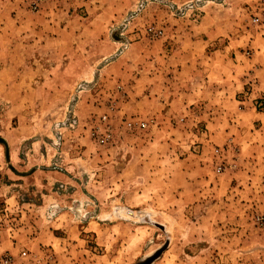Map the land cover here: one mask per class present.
<instances>
[{
	"label": "rangeland",
	"instance_id": "obj_1",
	"mask_svg": "<svg viewBox=\"0 0 264 264\" xmlns=\"http://www.w3.org/2000/svg\"><path fill=\"white\" fill-rule=\"evenodd\" d=\"M198 63L264 66V0H0V262L264 264L260 78L130 107V66Z\"/></svg>",
	"mask_w": 264,
	"mask_h": 264
},
{
	"label": "crops",
	"instance_id": "obj_2",
	"mask_svg": "<svg viewBox=\"0 0 264 264\" xmlns=\"http://www.w3.org/2000/svg\"><path fill=\"white\" fill-rule=\"evenodd\" d=\"M215 54L216 52L211 53V57L214 58ZM202 65L204 63H198V66H161L159 76L152 73L151 76H144V74L150 73V70L130 66L129 74L125 75L129 83L127 86L130 90V107L134 105L133 102H137V97L140 96L138 94L140 85L149 87L150 92L157 86L159 80L162 82V88H164L162 94L157 99L144 95V98L142 97L139 100L147 103L150 108L156 107L157 112L164 111L161 115L165 117L170 116L174 108H184L186 110L190 104L204 103V100L211 101L215 99L225 103L230 101L233 96L234 98L239 97L237 95L241 89L245 91L246 81L243 75L246 74H251L256 78L259 77L258 91L264 90V66H239L240 64L234 66ZM232 91H235L234 95ZM221 111V109L218 110V112ZM250 113L264 122V115L257 111L253 112L251 109ZM179 115L181 116V113L175 117L177 118ZM180 119L182 120L183 117Z\"/></svg>",
	"mask_w": 264,
	"mask_h": 264
},
{
	"label": "built area",
	"instance_id": "obj_3",
	"mask_svg": "<svg viewBox=\"0 0 264 264\" xmlns=\"http://www.w3.org/2000/svg\"><path fill=\"white\" fill-rule=\"evenodd\" d=\"M260 21V19L259 18H255L254 19V22H259ZM148 122L147 121H143V120H131L130 121V124H129V126H130V131H132V132H135V131H143V130H145V129H147L148 128ZM101 142H105L104 141V138H102L101 139ZM216 153L218 154L219 153V150H217L216 151ZM221 169H222V167L221 166H218V172L219 171H221ZM0 264H8V261L7 260H2L1 262H0Z\"/></svg>",
	"mask_w": 264,
	"mask_h": 264
},
{
	"label": "water",
	"instance_id": "obj_4",
	"mask_svg": "<svg viewBox=\"0 0 264 264\" xmlns=\"http://www.w3.org/2000/svg\"><path fill=\"white\" fill-rule=\"evenodd\" d=\"M0 143H3L4 145H6V146L8 147V145H7V143H6V141H5L4 139H0ZM161 253H162V250L156 252L155 257H153V258H149L146 262H144V263H142V264H150V263L153 262L155 259H157V258L161 255Z\"/></svg>",
	"mask_w": 264,
	"mask_h": 264
},
{
	"label": "bare ground",
	"instance_id": "obj_5",
	"mask_svg": "<svg viewBox=\"0 0 264 264\" xmlns=\"http://www.w3.org/2000/svg\"><path fill=\"white\" fill-rule=\"evenodd\" d=\"M155 255H156V253L151 258L155 257Z\"/></svg>",
	"mask_w": 264,
	"mask_h": 264
}]
</instances>
